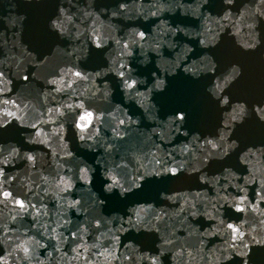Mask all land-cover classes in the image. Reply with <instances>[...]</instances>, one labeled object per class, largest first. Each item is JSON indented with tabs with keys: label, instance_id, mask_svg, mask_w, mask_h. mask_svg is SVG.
<instances>
[{
	"label": "water",
	"instance_id": "95a60500",
	"mask_svg": "<svg viewBox=\"0 0 264 264\" xmlns=\"http://www.w3.org/2000/svg\"><path fill=\"white\" fill-rule=\"evenodd\" d=\"M0 264H264V0H0Z\"/></svg>",
	"mask_w": 264,
	"mask_h": 264
}]
</instances>
